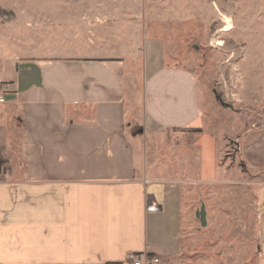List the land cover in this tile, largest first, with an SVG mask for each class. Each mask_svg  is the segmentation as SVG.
I'll return each mask as SVG.
<instances>
[{
  "label": "crops",
  "instance_id": "0c3cea01",
  "mask_svg": "<svg viewBox=\"0 0 264 264\" xmlns=\"http://www.w3.org/2000/svg\"><path fill=\"white\" fill-rule=\"evenodd\" d=\"M38 1L0 0V85L11 92L0 105V264H132L131 253L176 264L184 232L206 213L185 196L216 184L186 180L176 166L215 125L198 77L169 65L164 39L153 37L141 49L138 98L126 80L134 21L121 32L103 15L76 16L66 4L59 15ZM253 8L248 21L260 23L264 5ZM9 37L21 43L10 69ZM150 197L160 213L146 211Z\"/></svg>",
  "mask_w": 264,
  "mask_h": 264
},
{
  "label": "rangeland",
  "instance_id": "374dc122",
  "mask_svg": "<svg viewBox=\"0 0 264 264\" xmlns=\"http://www.w3.org/2000/svg\"><path fill=\"white\" fill-rule=\"evenodd\" d=\"M38 2L41 10L47 5L59 15L65 14L66 5L76 16L86 12L103 15L106 25L113 22L121 32L134 21L139 38L137 55L128 60L126 80L131 86L135 81L138 98L146 73L141 49H146V42L153 37L164 39L169 65L198 77L201 106L212 114L215 125L206 137H200L199 149L175 156L176 166L186 180L200 177L216 184L196 183L200 196H185L206 213L203 224L199 221L184 232V251L175 263L264 264V19L259 23L247 18L264 0ZM225 3L232 5L226 10L228 19L224 17ZM217 8L220 11H215ZM197 9L200 19L193 18ZM5 40L3 52L9 68L21 43L15 37ZM151 60L148 56L149 65ZM138 130L143 134V128L137 126ZM224 170L229 173L222 178Z\"/></svg>",
  "mask_w": 264,
  "mask_h": 264
},
{
  "label": "built area",
  "instance_id": "2783aa9c",
  "mask_svg": "<svg viewBox=\"0 0 264 264\" xmlns=\"http://www.w3.org/2000/svg\"><path fill=\"white\" fill-rule=\"evenodd\" d=\"M10 93L11 92L7 88H5V86L0 85V105L6 104L8 102V99H9L8 97ZM146 211L153 212V213H160L162 211V205L157 201V199L150 197L147 199V202H146ZM128 260L132 264H151V263L158 264L160 263L159 258L147 259V257H145L144 259H142L137 254H134V253L129 254Z\"/></svg>",
  "mask_w": 264,
  "mask_h": 264
}]
</instances>
